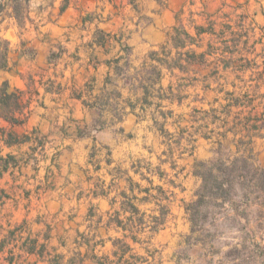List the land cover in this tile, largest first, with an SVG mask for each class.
I'll return each mask as SVG.
<instances>
[{
	"label": "crops",
	"instance_id": "1",
	"mask_svg": "<svg viewBox=\"0 0 264 264\" xmlns=\"http://www.w3.org/2000/svg\"><path fill=\"white\" fill-rule=\"evenodd\" d=\"M38 1L44 8H28L23 26L9 17L0 24V37L10 42L0 86L8 81L22 93L19 113L25 117L15 128L24 134V144L7 145L30 149L34 131L42 148H36L41 154L36 167L29 153H22L26 184L7 185L14 202L0 205V220L14 227L0 225V251L13 248L20 254L12 264H179L175 249L166 246L168 236L180 235L167 230L172 207L177 190L185 191L181 177L199 178L197 163L210 157L179 162L193 158L202 140L213 151L224 145L237 155L239 143L251 138L255 154L264 156L258 152L264 144V54L240 58L253 47L264 49V34L256 35L257 28L264 33L256 19L264 8L253 14V0L236 1L242 19L256 25L244 34L227 2L211 12L206 0L167 1L160 15L152 11L153 0H141V14L153 19L142 25L138 16L130 19L133 51L126 59L115 36L93 34L87 42L91 33L84 25L62 26L68 12L92 11L89 5L71 1L59 8L64 0ZM54 21L61 23L63 38L71 32L68 59L55 61L43 53L54 48L42 38L54 31ZM12 28L20 29L17 41L7 34ZM32 31L36 39L28 37ZM242 63L247 66L239 69ZM246 93L256 97L253 113L263 118L251 132L235 122L251 109L231 101ZM50 143L59 150L56 169ZM146 206L150 213L142 210ZM15 229L17 242H12Z\"/></svg>",
	"mask_w": 264,
	"mask_h": 264
},
{
	"label": "rangeland",
	"instance_id": "2",
	"mask_svg": "<svg viewBox=\"0 0 264 264\" xmlns=\"http://www.w3.org/2000/svg\"><path fill=\"white\" fill-rule=\"evenodd\" d=\"M71 1L74 4L80 3L86 7L89 5L92 11L72 9L68 12V14H66V18L62 26H67L69 29L73 26L74 29L76 25H78V27H80L79 25H84V27L90 30L91 33V35H87L88 33L85 32V35H87V42L93 40V34L96 35L97 38H101L106 34L110 37L115 36V40H121V51L126 59H131L130 56L133 51V44L130 41L133 33V27L131 26L132 24L130 19H134L138 16L139 19L137 24L139 25H142L143 23L146 24L153 19V16L150 14H141V5L139 3L141 0H64L61 4H59V8L62 6L64 8L66 3L68 4ZM153 1L155 2V5L150 2L152 11L160 15L163 14V7L167 4V1H171L172 3H176L178 5H181L183 2L181 0ZM206 1L211 12L224 6V3L227 2L229 7H226V9H232L235 13H237L239 16V29L242 30L244 34L245 30L249 31L251 28L256 30V25L252 24L251 21L246 23V20L242 19V10L235 7L237 0ZM39 3L40 2L36 0L34 3L32 2L31 5L27 3L23 4V6L24 9L30 8L34 12H39L44 8L43 5ZM128 7H130L131 10H128ZM261 8H264V0H253L251 4V12L253 14L261 13ZM200 9H203L202 5L200 6ZM59 10L60 9L57 10V14ZM131 11L135 16L131 14ZM33 16L35 17V13ZM256 19L258 24L264 25V16L261 17L259 15ZM9 22L10 21L4 25L9 24ZM56 24L57 22L54 23L56 26L54 31H51L55 33L56 36H52L50 31L44 33L45 36L42 33V38L44 40L51 42V44L54 42V48L48 51L43 49V53L46 52L45 55L47 56V59H54L55 61L56 59H68L67 41L69 42L71 39V32H69L70 35L67 34L66 38H63V35H60L61 30L59 28L61 27V23ZM109 25L118 27V29L123 28L124 31L118 32V30L116 33L111 31L110 28V30L103 28L105 26L108 27ZM7 34L10 39L17 41L20 29L18 30V28H12ZM263 34L264 33L257 28L256 35L260 37ZM30 36L35 39L37 38L34 31L28 33V37ZM39 43L40 41H37L36 46ZM253 48L250 49L251 51H248V55L240 58L259 59V57L264 54V49L261 52L260 45L254 49ZM5 86L7 89H1ZM10 95L11 97L9 100L8 97ZM21 97L22 93L17 89H13L8 81L4 82L0 86V205H10L11 203H8L10 200H13L12 202H14V198L9 199L10 195H13L14 193L7 192V185L12 187L14 186L15 188L18 186L20 188L21 184H26V179L20 175V168L27 165V159L22 157V153H29L30 156L28 160L29 162L32 160L31 164L34 167L37 166L38 159L41 157V154L36 149H42L39 146V143H37L39 142L37 139L38 133H34V131L31 132L33 144H31L30 149L27 145L26 147L23 145H14L9 147L7 145L8 142L24 144L22 143L25 140L24 134L18 133L15 130L16 125L23 123L25 120V117L19 113L22 110L20 102ZM3 111L4 113H8V116L13 118V120L11 121L3 118L1 116ZM2 119L8 121L9 124L5 125V123L1 122ZM97 134L98 133L96 132L94 133L95 136ZM36 139L38 140L37 142ZM50 144V150L53 152L51 155H54L51 165L56 169L60 161V156L58 157L59 150H57L55 144ZM256 148L258 151V145ZM259 148L262 149L261 151H258L259 154L264 152V144H262L261 147L259 146ZM212 149L213 148L210 144L202 140L199 142L197 149L194 150V157L188 160L180 161L179 163L180 165H187L188 163L192 164L194 160H205L207 157H210V160L216 159L219 154H217V151H213ZM155 150L157 153H160L161 151L159 146H155ZM140 151L143 150L140 149L139 153ZM143 153L148 155L149 151L146 149ZM56 154L58 158H56ZM221 156L225 158H234L238 155H232V153L227 151V147H225L221 152ZM151 159L153 163H156L157 154L152 155ZM256 160L258 165L264 168V156L259 157L256 155ZM8 170H15V172L12 171L9 173ZM53 176L54 173L51 175V182H53ZM258 178V175L256 176L253 172H251L249 175H245V178L241 180L243 182L242 186L236 185L235 189L231 192L227 191L225 200L220 199L219 194H212L211 196H207L205 203H202L199 201L202 179L200 177L196 178L191 176L188 180H185L184 176L181 177L185 191L181 192L180 189L177 190L175 198L177 205L172 207L173 219L170 221L171 223L168 224L167 228L169 232H178L180 235L177 238L175 237L173 240H171V236H168L167 238L171 241V244L166 245L175 249L174 258L179 264H264V191H262L258 186ZM191 205L193 206V210H187V208ZM149 209L150 208L148 206L142 207V210H146L145 212L148 213H150ZM0 225L3 227L6 226L7 228L14 227L13 223L5 224L1 220ZM16 232L17 229L11 230L10 239L14 238ZM16 239L17 238L12 239V242H17ZM19 256L20 254H18V256L15 255L13 248L7 249V253L0 251V264H6L7 262L12 264L13 261H15V258H19Z\"/></svg>",
	"mask_w": 264,
	"mask_h": 264
},
{
	"label": "trees",
	"instance_id": "3",
	"mask_svg": "<svg viewBox=\"0 0 264 264\" xmlns=\"http://www.w3.org/2000/svg\"><path fill=\"white\" fill-rule=\"evenodd\" d=\"M31 0H0V24L6 17L15 19L19 26H23L29 16L26 14L27 9H24L23 4L30 3ZM2 18V19H1ZM10 50V42L0 37V68L7 67V61ZM240 65V67H239ZM237 65L239 69L245 68L247 63ZM1 89H7L6 86ZM7 92V91H6ZM11 95L8 97L10 100ZM7 98V99H8ZM234 105H239L245 109L250 110V116H245L242 120L237 118V125L242 124L246 129L249 128V132L256 128L257 122L263 120L262 117L254 115V111L257 108L256 97L251 94H244L242 97H231ZM1 116L6 120H13L8 116V113H1ZM236 120V119H235ZM253 122V123H252ZM237 157H222L221 152L224 145H220L217 150L219 156L216 159H211L205 162H199L196 165V173L202 179L201 194H199V201L205 203L207 196L220 195V199L225 200V195L235 189L236 185H243L245 175H249L253 172L258 175V186L264 191V168L260 167L256 160V154L253 148V140L250 138L247 141L239 143ZM227 151L229 149L227 148ZM251 182V181H250ZM187 210H193V206H189Z\"/></svg>",
	"mask_w": 264,
	"mask_h": 264
}]
</instances>
